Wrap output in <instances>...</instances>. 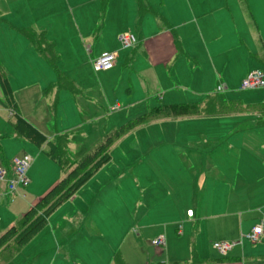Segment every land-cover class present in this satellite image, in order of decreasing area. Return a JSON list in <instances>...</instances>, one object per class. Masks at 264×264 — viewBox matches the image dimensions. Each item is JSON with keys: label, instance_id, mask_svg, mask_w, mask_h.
<instances>
[{"label": "crops", "instance_id": "obj_1", "mask_svg": "<svg viewBox=\"0 0 264 264\" xmlns=\"http://www.w3.org/2000/svg\"><path fill=\"white\" fill-rule=\"evenodd\" d=\"M242 1L256 37L245 38L239 31L237 0H0V33L13 44L16 61L24 67L47 64L51 68L57 91L79 92L72 73L60 68V59L73 56L77 60L81 52L92 65L102 52L109 51L117 53L115 66L130 73L129 81H142L144 96L168 89L169 100L179 101L183 90L168 71L172 72L175 60L189 58L192 69L199 70L200 61L208 59L218 78V92L227 91L223 76L229 64L244 62L241 78L251 70H264V0ZM223 19L235 29L215 46L217 41L211 37L215 28H229ZM23 31L44 36L52 44L59 70L73 82L74 91L57 87V74ZM126 32L133 33L137 42L124 49L119 37ZM194 40L196 49L189 50ZM220 85L223 90H218ZM12 93L20 115L29 122ZM177 103L199 102L168 104ZM120 107L116 102L115 108ZM207 109L204 112L202 107L199 117L157 119L126 133L113 145L110 160L58 206L41 229L15 252L2 255L1 250L0 264H242L239 254L224 262L233 249L222 256L214 242L212 247L220 256L216 259L194 249L192 255L188 250V260H181L184 251L172 249L175 234L235 227L243 214L234 207L248 198L255 199L251 212L260 214L254 227L264 220V194L258 198L250 193L255 185L264 190V160L258 161L264 137L254 134H264V101L212 100ZM14 122L11 112V128L1 127L0 139L8 134L32 143L16 134ZM114 130L103 132V138L82 157ZM59 136L68 137L67 157L74 165L80 159H70L68 134L45 136L48 150ZM48 150L26 153L32 157L29 183L18 187L13 200L6 183L0 181V237L65 176ZM9 158L6 147H0V166L11 167ZM246 236L241 235L239 242L249 240ZM157 237H164L163 247L152 245ZM261 241L264 245V232Z\"/></svg>", "mask_w": 264, "mask_h": 264}, {"label": "rangeland", "instance_id": "obj_2", "mask_svg": "<svg viewBox=\"0 0 264 264\" xmlns=\"http://www.w3.org/2000/svg\"><path fill=\"white\" fill-rule=\"evenodd\" d=\"M236 3L239 5L236 14L238 15L237 26L239 31L245 38L256 37L254 26L251 28L248 24L246 4L242 0H237ZM223 22L227 23L229 28H215L211 34L213 41H217L215 46L221 45L222 41L220 39L222 36L227 35L229 37L231 30L235 29L234 24H230L231 21L228 20L227 22L223 19ZM196 42L194 40L191 45L189 44L188 49H196ZM121 52L119 51L120 56ZM184 52L186 53L185 50ZM15 54L16 50L13 44L1 32L0 66L10 78V85L19 104L20 111L48 139L52 132L68 134L70 139L69 155L72 161L81 159L88 150L103 138V132L106 134L108 131L119 128L129 119L148 111L150 106L171 102H199L204 112H206V110L208 111V103L212 100L228 101L237 99L244 104L264 101V90L246 91L242 89V82L245 77L241 78L243 71L241 68L244 67V62L241 60L235 64H229L226 68L223 78L227 84V91L221 92L217 91L218 78L208 59L200 61L199 70L192 69L193 62L189 58L184 57L183 60L180 59L177 62L175 60L174 64H171L172 68L170 66L172 72L168 71L173 76L174 81L181 86L183 95L181 94V100L179 101H170L167 96L170 92L168 89L146 97L143 95L145 86L142 81H135L133 76V79L129 81L130 73L122 70L121 66L116 65L109 72H98L93 68L87 57L81 55V52L78 54L80 57L77 60H74L73 56L60 59V68L63 71L71 72L74 79H76V84L79 88L78 94L72 95L66 90L57 91L54 87L56 82L55 74L47 64L43 66L36 65L35 68L24 67L22 61H16ZM66 94L69 96L68 99L64 96ZM5 101L3 90L0 86V128H11V112L5 105ZM116 102H120L122 107L115 108ZM11 120L14 121L12 118ZM238 134L241 135L242 132L239 131ZM254 134L259 135L260 138L264 137V134ZM254 134L251 135L256 142L257 137ZM235 144L239 147L241 145L240 142H235ZM4 146L6 147V154L10 156L9 159L11 160L15 157L23 158L27 152L35 154L36 150L41 152L48 150L47 141L40 145H35L24 142L22 138L8 134L5 138L0 139L1 149H4ZM261 148L264 150V146ZM259 156L260 159L258 161L262 162L264 160V152L259 153ZM75 179L76 176H72L69 184L72 185ZM255 187L254 191H250L253 194L252 196L262 197L264 190L260 189L259 186L255 185ZM257 187L259 188L257 189ZM236 193H241V191H236ZM254 200V198H248L240 206L234 207L238 208L240 214H243L242 219L238 217L235 227L219 228L213 231L203 229L201 232L184 231L181 235L175 234L172 237V249L184 251V255L179 256L181 260H188L186 259L189 256L188 250L191 251L192 255L194 249L202 251L203 254L201 256L206 255L208 258L213 256L216 259L220 258V256L217 255L212 247V243L227 240L237 244L233 247L229 259H224V262L232 260L230 259L231 257L239 254L238 256L243 257L242 264H264V245L262 241L257 244L247 239H244L242 243L239 242L241 241V235L245 236L251 233L255 223L258 222L260 214L256 211L251 212L256 206ZM43 213V211H39L36 216L43 215ZM21 229L25 230L22 227ZM5 251H2V255H4ZM167 256H169L168 251ZM170 256L172 257L171 254ZM257 260L261 262L256 263L255 261Z\"/></svg>", "mask_w": 264, "mask_h": 264}, {"label": "trees", "instance_id": "obj_3", "mask_svg": "<svg viewBox=\"0 0 264 264\" xmlns=\"http://www.w3.org/2000/svg\"><path fill=\"white\" fill-rule=\"evenodd\" d=\"M139 11L141 14L144 13L142 3H139ZM23 32L38 52L46 56L49 64L57 74V87L59 89L66 88L74 91L73 82L70 83L68 76L59 70L57 55L53 50L52 44H49L44 36H38L29 31ZM0 84L4 91L6 105L11 108L12 115L15 118L13 127L16 134L23 136L37 145L46 141V137L20 115L17 103L13 98L9 81L1 67ZM241 108L245 110L243 107ZM249 108L247 107L246 110ZM202 115L203 110L200 103H177L153 106L147 112L140 114L108 133L91 152L87 153L74 165L69 162L67 157L68 137L59 136L57 143H50L49 150L46 153L59 164L63 172H65V176L38 200L35 206L21 218L19 223L12 226L0 237V252L1 250L5 251V249H9L8 254H11L27 242L46 223L47 217L58 206L73 196L101 166L110 160L113 145L126 133L157 119L199 117ZM72 176H76V179L70 185L69 182ZM39 211H43L44 213L37 217L36 213ZM21 227L25 230L23 231Z\"/></svg>", "mask_w": 264, "mask_h": 264}, {"label": "built area", "instance_id": "obj_4", "mask_svg": "<svg viewBox=\"0 0 264 264\" xmlns=\"http://www.w3.org/2000/svg\"><path fill=\"white\" fill-rule=\"evenodd\" d=\"M119 39L124 49L131 48L137 42V37L131 32L121 34ZM116 61V52L104 51L92 61V65L96 71H109L115 67ZM223 88L224 86L220 85L218 90H223ZM261 88H264V70H251L242 82V89L256 90ZM31 163V155L25 154L23 158L15 157L12 160L11 167L0 166V181L6 183L8 194L12 200L18 196V187H25L29 183L27 172ZM263 225L264 220L246 236L252 243L257 244L261 241L264 232ZM164 242V237H157L151 241L152 245L157 247H163ZM236 244L235 242L221 241L214 242L213 247L220 255L226 256Z\"/></svg>", "mask_w": 264, "mask_h": 264}]
</instances>
